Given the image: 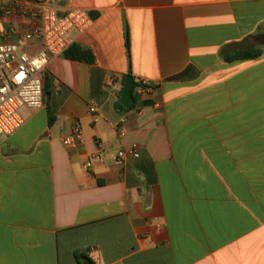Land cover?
Masks as SVG:
<instances>
[{"label":"crops","instance_id":"obj_1","mask_svg":"<svg viewBox=\"0 0 264 264\" xmlns=\"http://www.w3.org/2000/svg\"><path fill=\"white\" fill-rule=\"evenodd\" d=\"M29 1L87 11L70 41L93 61L53 57L0 138V264H264V0Z\"/></svg>","mask_w":264,"mask_h":264},{"label":"built area","instance_id":"obj_2","mask_svg":"<svg viewBox=\"0 0 264 264\" xmlns=\"http://www.w3.org/2000/svg\"><path fill=\"white\" fill-rule=\"evenodd\" d=\"M22 24V28L21 24ZM92 19L87 11L72 9L60 16L48 2L34 6L29 0H13L0 4V138L13 135L24 123L22 110L37 111L45 106L44 74L53 57L63 55L71 47L70 34L83 33ZM36 45H32V43ZM149 85L138 83V92ZM93 106L91 113H97ZM65 144L83 142L81 125L75 123ZM85 165L102 161L101 143ZM136 151L119 152L116 163L122 164Z\"/></svg>","mask_w":264,"mask_h":264},{"label":"trees","instance_id":"obj_3","mask_svg":"<svg viewBox=\"0 0 264 264\" xmlns=\"http://www.w3.org/2000/svg\"><path fill=\"white\" fill-rule=\"evenodd\" d=\"M264 45V42L262 43ZM127 48L129 49V45L127 43ZM262 53V48H259L257 46H252L249 48H242L239 49L238 51L234 52L232 55L228 56H223L221 53V56L225 60H233L237 58H242V59H247V58H256ZM65 56L70 57L72 59H79V60H84L86 62L91 63L93 61V56L90 51L88 50H82L77 46H71L67 51L64 52ZM197 72L194 68L188 67L183 73L180 75L176 76L174 79L175 80H188L196 77ZM135 87V83L132 85V90ZM120 109H124L121 105H118ZM75 257L77 259L78 264H83L81 259L86 257L84 253H76ZM88 259V258H87ZM89 260V259H88ZM91 262V261H90Z\"/></svg>","mask_w":264,"mask_h":264},{"label":"water","instance_id":"obj_4","mask_svg":"<svg viewBox=\"0 0 264 264\" xmlns=\"http://www.w3.org/2000/svg\"><path fill=\"white\" fill-rule=\"evenodd\" d=\"M123 27L125 30L126 23L125 19L123 18ZM132 85H133V77L128 75L125 80V84L122 90V95H121V105L124 108H129L133 104V98H132Z\"/></svg>","mask_w":264,"mask_h":264},{"label":"rangeland","instance_id":"obj_5","mask_svg":"<svg viewBox=\"0 0 264 264\" xmlns=\"http://www.w3.org/2000/svg\"><path fill=\"white\" fill-rule=\"evenodd\" d=\"M10 1H11V0H7V1H6V0H0V4H1V3H8V2H10ZM32 1H39V0H32Z\"/></svg>","mask_w":264,"mask_h":264}]
</instances>
